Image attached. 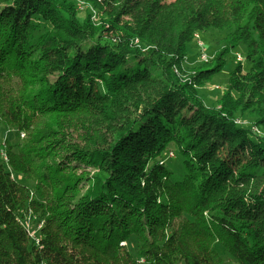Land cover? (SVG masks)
I'll use <instances>...</instances> for the list:
<instances>
[{"label":"trees","instance_id":"obj_1","mask_svg":"<svg viewBox=\"0 0 264 264\" xmlns=\"http://www.w3.org/2000/svg\"><path fill=\"white\" fill-rule=\"evenodd\" d=\"M78 1L102 25L71 0H0V264H264V0ZM210 30L218 62L181 82ZM238 47L207 107L198 90ZM75 163L94 173L64 177Z\"/></svg>","mask_w":264,"mask_h":264},{"label":"rangeland","instance_id":"obj_2","mask_svg":"<svg viewBox=\"0 0 264 264\" xmlns=\"http://www.w3.org/2000/svg\"><path fill=\"white\" fill-rule=\"evenodd\" d=\"M75 5L76 8L81 11V13L88 12L91 15V22L95 25V27H98L102 25L100 23V18H104L102 12L96 13L89 5L84 4L83 2H80L78 0H71ZM129 5H131L134 0H127ZM166 2H171L172 0H164ZM101 4V2H99ZM101 6H104L103 3ZM104 6L102 9L105 10ZM124 20L128 21V18H125ZM42 29H45L43 27ZM225 33H219L213 30L207 31L203 33L202 35L195 34L193 37V43L188 48V56L187 60H185V63L183 64L182 70L180 71H174L177 78L181 82L188 81L190 77L196 74L198 70H205L206 68H211L214 66L215 63L218 62V56L219 53L222 52L223 43L220 41L223 39ZM110 37V36H109ZM112 39V36L111 38ZM114 40V39H113ZM244 48L238 47L236 50L231 51L228 54V57H222L223 61L226 64L223 67V70L215 74L214 77L210 80L209 83H207L202 89L198 90V96L201 98L202 103H204L207 107H215L217 100L220 98V96L224 93L228 80H229V74L234 70L236 66V62H239L243 65L244 63ZM235 58V61L233 60ZM143 90L138 87H131L129 90L125 91L120 95L118 98L119 103H129L130 101L134 100L135 98L141 96L143 94ZM247 124V122H246ZM248 126V124L246 125ZM105 127L103 128V130ZM105 132H109L107 129ZM252 132L255 135H258L260 137H264V133L262 131H258L255 128L252 129ZM4 138H10L12 142L16 141L15 132L11 131L8 133H5L3 135ZM24 135H20L19 139H22ZM69 142L70 146H75L74 148L78 149L77 151H82L84 148H86V144L84 141L79 140V137L75 133H68L67 138L65 139ZM4 149L0 151V164L2 163V160H5V157L3 159V151ZM167 159L166 162L170 168V170L174 171L175 176L178 179H181L183 174L182 170L179 168L178 165V158L175 156L173 151L167 153ZM170 158V159H168ZM75 163L71 170H65L64 171V177L67 178H73V177H80L81 175H92L94 171H92L90 168H86L84 166H78ZM177 165V166H176ZM176 167V169H174ZM76 168V169H74ZM16 180L20 183H22L21 179L16 176ZM24 186H27V183L24 184ZM30 186V184L28 185ZM31 190V186L29 188ZM32 193V192H31ZM35 198L34 194H30V197ZM36 221L34 217H32L29 213L27 215L26 221H24L25 226L28 228L30 234L34 236L37 232V229L40 227L41 223L33 224L32 222ZM184 239L189 240L187 241L189 246L192 248L195 245V242L192 238L184 237ZM123 247H126L124 244H122ZM133 256L136 255V251L133 248L126 247ZM216 249L218 252L222 253L221 247L216 245ZM139 264H145V259L137 258ZM46 264V263H43ZM218 264H234L232 261H229L227 258L222 257L221 260L218 262Z\"/></svg>","mask_w":264,"mask_h":264}]
</instances>
